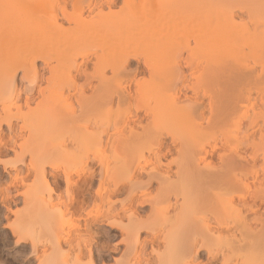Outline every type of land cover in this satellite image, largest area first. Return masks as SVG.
<instances>
[{"label":"rangeland","instance_id":"rangeland-1","mask_svg":"<svg viewBox=\"0 0 264 264\" xmlns=\"http://www.w3.org/2000/svg\"><path fill=\"white\" fill-rule=\"evenodd\" d=\"M35 1L36 0L31 1V3L29 1L28 4L24 6L23 1L21 2V0H0V37H2L3 39L4 37L5 38L7 37V40L10 39V37L11 39L12 38L15 39L14 37H12L15 34L17 35L15 36L16 38L18 36L21 38V41H20L19 40L20 38L18 37L19 39H17L18 40L17 43L18 42L19 43L16 44V48L13 47L14 45L9 47L8 45L9 42H7V45H6L10 49L12 47L15 48L17 50V51L14 50L16 54L11 52L12 49L11 50L7 49L8 47L4 46L5 44L1 42L2 38H0V120L3 119L2 121H0V141L7 143V146H8L7 147L6 145L4 146L0 144V148H1L0 149V264H264V232H262L263 230L258 231L259 229H261V226H262L260 223L262 222V220L264 221V203H262L263 201L258 200L259 208H257V211L255 212H257V214L259 215H257L256 213L255 214L257 218L259 217L260 218L258 222L256 221L257 225L254 224L255 221L254 222H252L253 220L251 221L253 228L247 227L246 224L250 223V220L252 219L251 217L255 216V214L252 215L251 214L252 212L245 214L246 212L244 211L245 218L243 219V222H242V227H244V229L241 228L240 230H238V232L239 233L241 232L242 235L241 234L240 236H238L239 234L236 235L237 232H235V229H233V227H231L232 230L230 228L228 229V227L227 229L226 227H224L221 233L214 232L213 234H211V237L213 236L211 239L216 240L218 239V237H220V239L223 240L224 245H223V242H216L217 244L215 242H211L212 244L207 245L206 248L204 247L198 248L197 243L192 245L190 241L188 240L191 237L190 238H187V237L192 236V238H195V237L198 238L200 235L199 233L200 225L198 224L199 228H197L198 231L196 232L197 230L195 228L197 227L196 225L194 227V229L196 230L192 231L189 228V225L188 227H186L187 224H183L182 222H180V225H179L176 220L177 215H178L177 214L178 208H180L179 207L180 205H183L181 203L183 202L184 199H186L184 194L175 186L174 188L175 191L176 190L178 191H176V193L173 192V194L170 195V198H168V200L166 199V200L160 201L159 203H156L157 205L156 207H154L153 205H151L150 202L151 201L153 202L154 197L157 194L156 193L157 185L156 183H154V184H151V186L150 184L147 186L146 185L144 186V182H142L143 180L141 181V179L145 177V172L144 171L141 172L143 175V176L141 175L142 176L141 178L139 177L140 174H138V172L141 171L140 168L142 166L147 167V169L151 168L150 167L151 164H149L150 162L147 163V161L142 160L140 163H137V161H135L134 163H131L126 166L122 164L124 160L123 157L125 156V154H129L130 151L133 153L134 152L137 153L135 158H137L140 153L147 155V156L150 155L151 158H154L155 154L160 153L162 151V147L160 146L158 147L156 144H154L156 142L155 140H154L155 141L154 143L153 142L151 143V141H153L154 138L156 139L157 137H159L160 134L162 136L160 138L162 139H165V140L171 139L169 140V143L175 138L174 139L175 141H173L169 145L173 152L171 151L172 154L171 155L169 154L167 156V159H170V158L172 159V157L174 158L177 155L176 153L177 149L179 150V148L181 147V144L186 142L188 139L190 140L191 137L189 136V134L192 132V130L196 131V134L198 133L199 135L200 133L202 135L204 131V134L206 133L208 134V135L206 134L205 136L203 134L204 138H206V136L210 138L211 136L213 137L212 139H215L216 136H214L215 134L213 132L214 129H211L212 131L209 130L210 126L209 127L206 126V122L205 123L203 122L205 121V118L209 117L207 115H210L208 113L207 107L206 106L203 107L205 108L203 110V113L205 114H203V117L201 116L202 118H204L202 119V123H199L201 122V120L198 121L197 117L192 118V117L187 116L185 118H188V119L190 118L189 120L182 118V119H179V121H175V122L170 121L174 118V116H172L173 118L168 117V120H169L168 122L166 123L163 121L160 122L157 125L156 129L152 127L153 131L156 130L157 131L156 133L159 132L158 136L155 133L153 134V132L150 131L152 130V128L149 127L146 135L151 133L153 137L150 134L149 137L146 136L147 139L142 138L141 141L143 142L137 141L135 143H129L127 144V146L126 145L124 146L122 145V147L121 145L119 146V143H117L118 141L115 138L117 137L122 138V136L123 135L125 136L126 132H130V130H128L129 128L128 129L126 128V124L122 125L121 127L119 125L115 128L113 127V125L114 123H116L115 121L118 120L117 119L118 117H122L118 115L123 114L124 112H125L124 115L126 117L124 115L123 116L127 120L133 117L134 114L132 116L131 114H132V111H134L136 107L131 105V103L134 100H135L134 102H136L137 99L135 98L132 102H129L130 105L129 103H127L129 107L131 106L130 108L126 106L127 104L126 105L121 104V106L116 105L117 104L116 97L118 95L116 96L115 93L118 94V92H122V90L120 86L118 89V85L116 86L114 84H111L114 86L109 85L110 88L106 89V94H104L105 96L102 95L104 99L106 98L110 99L109 97H111V95L114 94V97L113 95L112 97L116 99L114 100L111 97L112 102L114 101L113 103L112 102L110 103L111 107L110 108L106 107L108 106L107 102H104L106 106H103V108L100 109V106L103 105V102L102 104L100 103L101 105L99 104L102 97L98 96L99 100L96 99L97 97L95 99L97 100L96 102L99 101L98 102V104L100 105L99 110L97 108L94 109L95 105L94 106L92 105L94 108L93 107H90V108H93L95 111L91 109H90L91 111H88L87 110L88 107L87 108L85 107V105L87 106V103L85 104L87 99H85L84 96L89 95V94L91 95L93 91V89L91 90V88H93V86L94 87L96 86V88H98V79L96 77L95 79L94 77L91 78L90 82L87 83L86 85L84 84V87H83L84 90L83 88L80 90L84 94L81 96L84 98L85 105L82 104L83 107L80 103L81 97L79 96V94L81 93L79 92L78 88H74L76 87L75 85H77V83L82 81L81 80L82 78L78 76L79 75L78 72H77L78 75L76 74V72H74L75 70L73 71L74 74L72 73L73 76L76 77L75 79L76 82L74 81V77H71L74 81L73 83L72 81H70L71 79L70 77L69 78L65 77L66 79L65 78L63 80L59 79L58 81L53 80L54 82H52L51 80L50 82L49 80L47 81L46 80L47 76L51 75V73L48 70L49 67L55 66L54 68L53 67L52 68L53 70L55 69L56 71V67L60 68L61 66L62 67L66 66V64L68 63L67 58H59V61H55L57 60V58H55L56 55L60 54V52H58L59 51L58 49L60 47H64L65 45L64 46L62 45L65 42H67L65 41L66 31L70 30L72 27H76V25H78L77 27H79V25L81 26L83 24V20L81 18V21H80V18H79L78 19L79 21L77 20V22L75 23L76 25L73 24V22L70 23V22H66L65 20H63V22L60 21L62 25L61 23H59L60 24L59 25L58 24L59 21L57 22L56 20H54L57 22L56 25L58 24L56 26L55 22L53 21V18L56 16L55 18H58L57 20H59V16H57V13L59 14L60 12L61 14L60 6L58 4L57 6L55 4L49 5L50 3L49 4L47 3L48 5L46 4L45 6H42L44 3L41 4L38 0H37L38 3ZM72 1L74 2L75 0H68V4L65 7V9L67 11L69 10V12L74 10L72 8H75L76 10L77 6H79L77 5L79 3L76 2L75 7H73L74 4L72 6V3H73ZM81 1H84V0H81ZM173 1H176V0H173ZM198 1H200V3H198ZM198 1L197 0H194V1L185 0V2L184 0H181L179 2L176 1L178 2L177 4L176 2H174L173 6L169 7V8L173 7L174 9H177L175 10L177 12V11H180L178 10L179 7L181 8L182 6H184L185 8V5L189 3L191 4L189 6H192V4H194L195 2V4L193 5L194 7L192 8V11L193 10L196 11L195 8L197 7L198 4L200 5V6L198 5L199 10L196 11L195 18L193 16L195 11H193L192 16H193L194 21L189 20V23H187L188 19L182 20V21H185L186 24H189L190 29L189 27H187L188 25H184L185 24L184 22H183L184 28L182 29L183 27L181 25L182 22H179L177 23L178 25L177 24L175 25V27L169 26L168 28L169 32H171L170 29H172L173 27L174 29H177L178 31L180 30L181 32L180 35L183 34L184 37L186 35H191V34L197 35V32L201 33L203 27H204V31L207 28V26L205 27V21L207 19H209L207 23L210 24L213 18L215 17L214 14L218 12V10H220V12L221 11L226 12V7L228 6L230 7V5H232L230 4L231 2H229V0H223V1L219 0L221 2L217 0L218 3H214L212 2L213 1L212 0L211 5H208L210 1L208 2L207 0H206L207 2H202V0H198ZM252 1L256 2L257 4L254 3L250 5L249 3L248 5V3L241 2L239 0L238 1L239 3L237 5L236 4L237 1H236L235 2L236 5L233 7L235 9L234 11H235L236 17H233V19L234 18L235 19L231 21L232 22L236 21V23L234 22L235 27H236V24H238L237 22L242 23L243 20L244 21L247 20L246 25L243 23V25L247 27V29L243 27V30L245 31L246 34L245 33L242 34L240 27L238 31L240 30L241 32L236 33L234 31L236 35L237 34L239 35L241 33V35H239V36H242L241 39L239 38L238 35L236 38H238V41L240 39L241 41L240 44H243L244 47L242 48H243L244 53L246 54L245 55L246 60L244 59L245 62L243 63L244 65L241 62L242 60L237 64L238 65L237 67H239V69H243V71L239 70L242 73L241 78L245 77L249 73L248 67H251L252 69L256 70V73H254L253 77L255 76L257 77L258 75V77H260L261 79V81H259L260 79L257 78L259 82L256 83L257 84L256 87H258L256 88V90H255L256 80L254 78L255 81L251 80V84L253 83L251 87L252 89L250 90V87L245 88V90L242 89L241 92H238V94L240 93V95H238L237 97V98H240L238 99V102L239 101L242 102V99H241L242 97L244 101L245 96L247 98L249 96L248 100L246 98V100L244 101L246 103L243 104V102L242 103L239 102V106H241L240 108L241 111L243 108L242 106L246 105L245 106L246 108H243V113L241 111L240 112L242 113L243 117H246L247 119L242 118V115L239 114L241 115V118L243 120L242 122L241 118H239L241 120L240 121V124L242 126L241 128L245 130L246 125H247L246 123L249 121V118L252 119L253 115L257 116L256 121H255L256 122L255 128H252V129L250 128L251 130L249 129V133L246 135L249 139L253 141L254 146L253 145L245 146L244 145L245 143L242 144L245 147L240 146L241 148L244 149V152L248 156L252 154L255 156V163H254L255 167L249 166L251 164L247 165L248 166L247 169L244 168V170H242L241 174L243 175V178L240 182L236 181L234 185L233 184L232 185L229 184L226 186L224 185L225 188L230 186L229 188H227L229 190H233V188L234 190H236V188H238V185H240L241 182L243 183L244 181H246V184H249V185L256 182L258 186L257 178L259 177L260 179L258 180H261V177H264V170H262V167H264V117L263 118L261 117L264 114V93H263L264 91L263 90L264 88V46H263L264 45V2L263 1L264 0L262 2H259L258 0H252ZM32 2H35L36 4ZM120 2L121 0H119L117 5L112 6L111 10H108L107 8L108 11L105 12L106 15H104L105 16V18H103L104 20L102 18H101L102 21L100 20L101 23L107 22L106 24H108L110 20L116 21V19H118L117 21H119V19L123 17V15H121L122 17H119L121 13L120 12V8H121ZM249 2L251 1L249 0ZM24 3H27V2H24ZM39 3H40V6L43 7V9L42 7L38 6ZM205 3H208V4L205 5ZM207 5L211 7L212 5H215L212 8H210V10L207 8L208 11L211 12V14H213V12L215 11L213 14L214 17H209V16H212V15H209L210 12H204V10L207 11L206 10ZM189 6H186V8ZM230 8L232 9V7ZM238 8H241L242 10ZM87 9L88 10L84 12L85 14L89 13L91 10V8H87ZM144 9L146 10V8ZM222 9H225V11ZM140 10H141L140 8L136 10L138 15L141 12H143V9L141 11ZM247 10L249 11L250 16L252 17V19L250 20L248 18L249 13L247 14ZM121 11L123 12V9ZM220 12L216 13V17H217V14H219ZM206 13H208L209 16H207ZM89 14H86V16L87 15L88 16L85 19L88 20L92 17V15L90 16ZM142 14H144V12ZM49 19L53 22L49 21L50 22L49 23L48 22ZM107 19L109 21H106ZM26 23L27 24L31 23V24L27 25ZM33 24L34 26H31ZM96 24L97 23H95V25ZM225 24L226 26L231 27V24L230 25H228L229 23L228 24L225 23ZM52 25H53V29H52ZM28 27H31L32 29L36 27L35 30H33L35 31L36 38L37 36H39L38 37L39 40L42 37H43L42 39L46 38L45 39L46 42H45V45H43V48L38 51L39 58H37V55H33L31 56L30 60L28 58L29 61L27 62L26 59H23L24 57H22L21 51L24 50L27 44L29 43L27 42L26 44V41L29 38H27L25 42L22 41L24 40V37L28 35L26 34L24 36L23 30L26 33L32 30L31 28H28ZM54 27L56 28L55 29L56 31H54L56 33L52 34L53 36L51 35L52 37L50 39L49 33L50 32L52 33V31L54 30ZM232 27L234 28L233 24H232ZM24 28H26V30ZM163 28L165 29L166 27H163ZM163 28L162 30H164ZM187 28H188V31L184 32V29L186 30ZM198 28H200L201 31ZM174 29L172 30L174 31ZM194 29H195V32H193ZM59 30L61 32H59ZM97 30H99V28ZM97 30H95L94 34H92L93 40L91 39L92 42L88 43L89 45L84 46V47H82L81 45H77L76 47L73 48V50H71L72 53H79L81 52V50L84 51L86 49H89V51L85 55H82V57L79 56L77 57V59L79 61H82V62H79V64L83 63V61L84 63L88 61L86 64H84V66L85 65L87 66V67L85 66L86 67L85 69H88L89 71H91V72H88V71L87 72L91 73L92 75H95L98 72L97 65L94 64V62L96 63V61L94 60L98 59L99 61V59H101L103 54H102L101 49L98 48L97 46L95 48H93L94 46L93 47H90V46H92L93 44L98 45V43H95V42L101 38L100 36L102 37L109 36L106 33L107 31L97 32ZM234 30H236V28ZM8 31H10L11 33L10 32L8 33ZM158 31H156L157 32L156 35L160 36V32L162 33V31H160V27ZM168 31L167 32L165 31L164 32L165 34L162 33L164 34L162 38L169 34ZM21 32L23 33L22 35L24 36L23 39H22V35H20ZM113 32L115 34L117 33V31L116 32L110 31L112 35H113ZM234 32L232 33L233 35H235ZM104 34H106V36H104ZM117 34L114 36L119 37L120 33H117ZM156 35L154 31L153 36L156 37ZM183 35L180 38H183ZM33 36L34 34L32 35V37ZM124 36L125 35H122V37ZM133 36H134V39H136L135 35ZM133 36L129 35V37L131 38ZM127 37L126 39L128 40H126L125 38H121V40L125 39L126 41H130L131 38L129 39V37L128 38ZM190 37L192 38L193 36H190ZM196 37L199 38L200 34L199 36H196ZM205 37H206L205 41H207V36ZM169 38H172V37H169ZM191 38H189L190 42L188 41L187 43L189 44L188 48L187 46H185L184 48L182 45H180L181 48L180 47L179 48L181 52L179 49L177 50L178 45H176L173 47H169L170 50L174 48L175 51L168 50V51H165V56L163 55L164 57L157 56L154 58V59H157V58L159 59L157 61L154 60L153 63L151 64V66L154 67L153 70H160L159 72L160 73L162 72L161 74H163V71L164 73L166 72L165 74H163L164 76L161 75L158 81L155 80L156 81L155 82L152 80L153 82H149L150 78L148 76L150 74L149 72L150 70L148 71L147 67H144L143 73H138V74L133 75L130 78V80H128V83H130V81L132 80L131 81L132 84L131 83L130 84L133 87V90L135 86L137 88V84H138L137 82H139V80L140 82H142V80L147 81L146 83L148 84H146L145 82H142L141 84L143 85L146 84L148 88H150L148 89L146 85H144L145 86L144 89L145 90L148 89V92L153 89L161 91L162 88H164L162 90H168L172 87V89H170L171 92L168 91L167 93L164 91V93L170 95V93H172L175 87L179 89L185 87L183 89L184 90L187 89L185 90L186 92L184 94L182 92V96H184L185 98L183 97V99H181L182 98L181 95L179 96L178 94L179 97L176 95L177 96L176 98L181 99V100L180 99H177V100L183 101L182 102L183 105H186V103L188 105V102L190 104L191 101L192 103H195V101L197 102V100L199 101V104H201L202 102H203V105L208 104L207 102H208L209 97H207L206 95L207 94L206 90L204 91L203 89L204 88L206 89V86L209 87L208 83L210 82V79L207 78L209 82L208 83L205 82L207 79H205L203 75L205 74V72L207 74L208 72L206 71L207 69L210 70V73L212 72L211 69L213 70V60L210 62L211 59L208 60V58L206 57L205 61H203L204 58L202 59V55L204 53L200 52L199 50L200 48L201 50L204 48V52L205 51L208 52L209 50L206 47L210 45L209 47H212L213 49L216 48L217 51L215 52L219 53L220 50H218V48L222 49V48H226V47L228 48L229 46H231L232 52H233L235 49L233 50L234 47H232L230 43L234 41L233 39L236 40V38L234 37L233 39L229 38L230 41L232 40L230 42L229 40H226L227 36H225V39H223L224 37H222V39L220 40H216L213 38V41L211 40V38L208 37V39H210L209 41H212V42L210 43L206 42L207 45L204 42V40L202 41L201 37L199 38L198 42ZM202 38L204 39V36ZM47 39H50V41H48ZM166 39L168 41H173L175 38L173 37L171 40H169L168 37H166ZM166 39L163 38L161 40L167 41ZM131 40L133 41V39ZM15 41L14 43H16ZM32 41H30V43ZM238 41H235L237 42L235 44L233 43L236 47V51H235L236 53H237V50H239V47L237 45L239 44ZM30 43H29V46L31 45ZM251 45L252 47L253 46L254 47L252 48ZM142 46H141L142 51L141 50L139 51L142 53V55L139 54V52H138L139 54L138 55L137 51H135L139 57L137 55L136 56L140 61H142V59H144L143 54L146 55L145 57L146 59L144 60H147L149 63V59H152V58H149V57L147 58V55L148 54L152 55V50H147L146 47H142ZM189 47L190 49H192L190 53L193 52V50H195L194 52L198 51L196 54L192 53V55L193 54L197 55L198 58L202 59V62H201L200 61L201 59L197 58L198 59L197 60L195 58L196 59L195 61H200L202 66L201 64H199V62H196V65H193L192 69L185 68L186 66H184L185 62L183 60L184 59L186 60L187 58L189 59V57L191 59L194 58V56L192 57L189 55L190 54L188 50ZM169 48H166V50ZM5 49H6V52L7 51L9 52L10 50V52L12 53V55L9 56L10 59L8 58L10 62L7 61V58L4 59L5 56H8V54L5 55L6 53ZM241 49L239 51H241ZM160 51H163V50H159L158 52ZM212 51L213 50H211V52ZM225 51H223L222 49V52H225ZM22 52H23V55L26 54L24 51ZM168 52L169 54L170 52L174 53V55L176 54L175 60L180 62L179 64L181 65V67L184 66L181 69L182 71L179 69L182 73L186 71L185 75L183 74V77L181 76L182 73L179 70L178 72H175L176 76H173L175 75V73L172 72V70L176 68L175 66L178 64V62L176 64L175 62L173 63V61L171 62L173 64L172 66L175 67V68H172V70L170 68L167 69L165 67V65L167 66L165 62L170 60L169 58L171 57V55L169 56ZM177 53H179L180 55H178ZM221 53H219V55H221ZM158 54L160 53H157V55ZM233 54H231V56ZM216 55L217 53L215 54V56ZM48 56L49 57L53 56L54 59L53 60L49 59L48 61H46L48 59L47 58L46 60H44V57H48ZM166 56H169V58L167 59ZM179 56L181 59L178 58ZM205 56L206 55H203V57ZM215 56H213V58ZM177 58L179 60H177ZM219 59L221 62V61H224L226 58H223L224 60L222 58H219ZM5 60L8 62V64H3L2 61H5ZM117 60H119L120 64L117 62L119 65L117 64L118 66L116 65L117 66L116 68L119 70L120 68L123 69L124 64L122 66L120 59L118 58ZM33 61H34V64H32L31 66V63ZM214 61L218 62L217 59L216 60L214 59ZM167 63L170 64L169 62ZM207 63L208 65L210 64L212 67L208 66ZM203 64L204 65L206 64L207 66H204ZM135 65H136L135 61H132L131 63H129V65L125 66L126 71L127 70L132 71L133 68L135 69ZM84 66L82 65L83 68ZM172 66L170 65L169 67H172ZM31 67H34V68L32 69ZM202 67L203 68L206 67L204 68L205 71L204 69H202ZM207 67H210V69ZM230 67L228 68L229 70H231ZM237 67L235 66L234 68H236L237 70L238 69ZM108 68L109 67L105 68V76L111 77L113 74L112 73L113 69H110V68L108 69ZM177 68H180V67L178 66ZM185 69H188V70H185ZM245 69H247L248 73L245 71ZM216 71H219V70H216ZM92 72H94L95 74H93ZM159 72L156 71V73H159ZM215 73L217 74V72ZM213 74L211 73V75L208 74L207 76H210V78H212ZM250 74H248L246 78H249L251 76ZM35 75H37V77H35ZM201 75H202V78L200 79L202 80L204 78L205 80H202V81H204L205 83H201V82L200 83L202 85L207 83V85L204 88L201 86V84H200V87L198 86V88H201V87L203 88V89L201 88L202 89L201 92L200 90L192 91L193 90L191 89L192 86H194L197 83L196 80L197 78H199L198 76H201ZM96 76L98 77V74H96ZM242 80H245V78H243ZM248 80H250V78ZM134 82L135 84L137 83L135 86H134ZM141 84L139 83L138 85L142 86ZM196 85H199V84L197 83ZM116 87H117V91H116ZM211 87L213 86L211 85ZM158 88L159 89L161 88V89L159 90ZM208 89H210V87ZM184 90H181V91H184ZM203 91L204 93L205 92L206 93L204 94ZM150 92L149 93L152 94L153 91H150ZM164 93H163V96H164ZM248 93L250 94L246 95ZM65 94L66 95L68 94L70 97L68 99L64 98ZM150 94H147L144 91L143 98L146 97L148 99V95L149 97H151ZM61 95L63 96L60 98ZM135 95H137V93H135ZM168 95L167 97L164 96L165 99L162 101L167 102L169 99L171 100L173 99L171 96H168ZM137 97L140 98L139 94L137 95ZM201 97L202 99L200 100ZM251 98L253 101L250 102ZM154 100L155 99L152 96L151 101H150V98L148 101H150L151 103L154 102L155 103L154 105H156L158 101L157 100L154 101ZM174 100L177 101L175 98ZM89 101L90 100H88V102ZM143 101L142 103H139L138 101L136 103L138 105L142 104L143 106L144 105ZM162 101H160L161 105L162 106L164 105V106L162 107L161 105H158L161 110L162 108L164 109V107L165 109L166 108L172 109L171 106L168 107L167 105H165L167 103L164 102L165 103L164 104ZM56 102H59L60 104ZM150 102H148L149 105H150ZM54 103H56V105H54ZM88 104L90 105V103ZM132 106L135 108H132ZM140 107H139V110H137L138 114L136 118H142L143 122H145L146 121L145 118L147 116L145 117L143 116L145 115L143 114L144 113L143 111L145 110ZM84 108H86V110ZM143 108H147V107L143 106ZM153 108H156V107L154 106ZM81 111L82 112L87 111V112L82 113ZM162 111H161L160 116L162 115L161 119L165 120L170 113L164 115L165 113L162 114L164 112ZM168 111H166V113ZM80 114L81 116L84 114L82 117H84L85 119L88 118V121L86 119L84 122L85 124L83 123V125L81 124V126L79 127L77 126L74 128L72 127L73 125L72 126L66 125L63 127L58 126L56 129L54 127L52 128L51 126L52 123L54 126V121L56 119H59L60 117L69 116L68 119H70L71 117L82 118ZM163 115L166 116V118ZM156 117H159V115ZM230 118L228 117L225 118L227 119L226 122H229L228 125H230L231 123ZM146 119H148V117ZM199 119H200V115H199ZM233 119H235V117ZM236 119H238V116L236 117ZM100 120L101 121L103 120V121L101 122ZM97 121H100V122H97ZM96 122H97V125H96ZM194 122H196L197 124ZM193 123H194V126H192ZM203 123L205 124L206 129L204 128L205 126H203L204 125ZM233 124H235V121L234 123L230 125L228 130H227L228 128L227 126H226L227 128L226 129L224 128L225 130L223 129V131L220 129L221 132H217L218 134L216 133V135L218 136L217 139L224 138L223 135L225 137L229 136L231 138L232 136H234V138H237L238 135L240 137L242 133L243 135L245 134L244 132H242L243 129L239 128L240 131L235 129V125L233 126ZM198 127L201 128L202 130H200ZM103 129H105L106 131L102 132ZM135 129H136L135 132H137L138 129L140 128L137 129V127H134L133 131ZM217 131H219V129ZM225 131L227 132L225 133ZM252 133L254 136L252 135ZM234 134L235 135L237 134V137ZM126 135H129V133ZM246 136L243 139L241 137L240 138L238 137L237 139L245 142L244 139L246 138ZM171 137H173V139ZM185 138H186V141L184 140ZM148 139H150V142ZM146 140L147 142H145ZM228 147H229V144L221 143L220 147L218 146L214 148L215 151L214 149L213 151L215 153H218V152L226 153L227 151L229 152L231 150L230 148L231 146L229 147V149ZM207 148L210 149V147L208 146ZM167 159L161 158V162L165 164L167 162L166 161ZM212 161H213V164H216V166L219 165V160L217 158L215 159L214 157ZM176 167L177 166L175 164L170 165L169 170H171V173L176 171ZM42 171H43V174H42ZM91 172L94 173L93 174L94 176L93 175L90 176L92 174ZM86 174L87 176L89 175L88 176L89 178L85 177ZM110 174H112L111 175L112 179L109 176ZM67 175L70 180L69 184L65 179L66 178L65 176ZM115 181L118 182V188H119L118 193L111 194L110 202L103 203L101 199L99 198V195L96 192L100 190L99 191L100 194L103 197H105L107 195L106 192L108 189V185L111 186L113 182ZM178 182L180 185L181 184L180 181ZM261 182L262 183L260 187H264V180L263 181L261 180ZM106 183L108 184L107 186H105ZM243 185L244 183L241 186ZM78 187L81 189L82 192L79 189H77ZM100 187L101 189H99ZM241 189H243V187ZM127 190L131 191L130 197L127 196ZM214 196L215 195H212V197ZM233 196H235V194ZM82 198H83V201H82ZM233 198H234L235 203L241 202L240 198L236 196ZM244 198L247 201L250 200L248 193L247 195L244 196ZM67 210H70V212ZM109 212L112 213L110 214V216L107 215ZM132 212H134L133 215L134 214L136 215V213L140 214V216L139 215L138 216L139 218L142 217V219H144V221L142 219L141 221L147 224V226L145 227L147 229L141 228L138 231L137 230L127 231V229L126 230L125 228L123 229V227L126 226L130 221L132 220L134 221V218L131 220L129 218L130 217L129 215L132 216ZM229 220L232 221L231 219ZM181 224H183V226H181ZM197 233L199 234L197 235ZM214 237H216V239ZM223 237L225 239H223ZM238 237L241 238L239 239V241H237L239 245L236 242V239H238ZM185 240L188 241L187 246L182 244L184 243ZM218 243H221V244L219 245Z\"/></svg>","mask_w":264,"mask_h":264},{"label":"bare ground","instance_id":"bare-ground-1","mask_svg":"<svg viewBox=\"0 0 264 264\" xmlns=\"http://www.w3.org/2000/svg\"><path fill=\"white\" fill-rule=\"evenodd\" d=\"M23 1V4H24V6L26 5V4H28V2L30 1V3H31V1H34V0H21V2ZM41 4H43L42 6H45L47 3L49 4V5H51V4H55L56 6H57V4L60 6V11H61V14H60V12H59V14L57 13V16H59V20H57L58 18H53V21L54 20H56L57 22H58V24L59 23H61V22H63V20H65L66 22H73V24H75L76 22H77V20L80 18V21H81V18H82V20H83V24L80 26L79 25V27H77L78 25H76V27H72L70 30H68V31H66V40L65 41H67V42H65L62 46H64V47H60L58 50V52H60V54L58 55L57 53V55H56V57L55 58H57V60H55V61H59V58H67L68 59V63L66 64V66H61L60 68H57L56 67V71H55V69L53 70V68L55 67H53V66H51V67H49L48 68V70H49V72L51 73V75L50 76H47V78H46V80L48 81L49 80V82H50V80L52 81V82H54L53 80H59V79H61V80H63L65 77L66 78H71V77H74L73 76V74H74V72H76V74H77V72H78V76L79 77H81L80 79L82 80L81 82H79V83H77V85H75L76 87H74V88H78L79 89V92L81 93V94H79V96L81 97L82 95H84L83 94V92H81L80 90L84 87V84L86 85L87 83H89L90 82V79L91 78H93L94 77V79H95V77L98 79V88H96V86L94 87L93 86V88H91V90L93 89V91H92V93H91V95L89 94V95H85L84 97H85V99H87V101L85 102V104L87 103V106L84 104V98L83 97H81L80 98V103H81V105L82 104H84L85 105V107L87 108V110L88 111H91V110H94V109H98L99 110V106L102 104V102H103V105H101L100 106V109H102L103 108V106H106L105 105V103L104 102H107V105L108 106H106V107H108V108H110L111 107V102H112V99H111V97H112V95H113V97H114V94H112L111 95V97H109L110 99H104L103 98V96H105L104 94H106V89H109L110 88V86L109 85H111V84H114V85H118V89H119V86H120V88H121V90H122V92H118V94L117 93H115L116 94V105H118V106H121V104H124V105H126L127 103H129V102H132L135 98L137 99L136 100V102L138 101L139 103H142V101L146 98H143V94H144V91L147 93V94H150L151 92L150 91H153L152 92V94H150L151 95V97L153 96L154 97V99L155 100H157L156 102V105H154L155 103L154 102H150L151 101V97H149V95H148V99L146 98L144 101H143V106L144 107H147V108H143V106H142V104L140 105H138L136 102H134V104H133V102L131 103V105H133V106H135V107H133L132 106V108H135L134 109V111H132V114H131V116L133 115V117H131L130 119H126L125 117V112L123 113V114H120V115H118V116H122V117H118L117 119L118 120H116L115 122L116 123H114V125H113V127L115 128V127H117V126H119L120 125V127L122 126V125H125L126 124V128L128 129V130H130V132H126V134H128L129 133V135H126L125 134V136L123 137L122 136V138H115L118 142L117 143H119V146L121 145V147H122V145L124 146V145H126L127 146V144H129V143H135V142H143V141H141L142 140V138H145V139H147V137H149V135L151 134V133H149L148 135H146L147 134V130H148V128L150 127V128H152V127H154L155 129L157 128V125L160 123V122H168L169 120H168V117H172V116H174V118H175V120H174V118L172 119V120H170V121H173V122H175V121H179V119H182V118H184V119H188V118H185V117H192V118H198V121L199 120H201V122H199V123H202V119H204V118H202L203 117V114H205V113H203V110L205 109V108H203V107H207V109H208V113L210 114V115H207V116H209V117H207V118H205V121H203L204 123L206 122V126H210L209 128V130H211V129H214L213 130V132L215 133L214 134V136H216L215 137V139H212L213 137H211L210 136V138H211V140H210V138H208L207 136H206V138L208 139H206V138H204V136L207 134H204V131H203V134H204V136H203V134L201 135V133H200V135L197 133L196 134V131H194V130H192V132L189 134V136L191 137L190 138V140L188 139L187 141H186V138L184 139L186 142H184V143H186V144H184V143H182L181 144V147L179 148V150L180 149H182V150H178L177 149V155L173 158L172 157V159L170 158V159H167V156L170 154H172L171 153V147L169 146L170 145V143H172L173 141H175L174 139H173V137H171L173 140L169 143V140H171V139H167V140H165V139H162V138H160V137H162L161 136V134L159 135V137H157L156 139L154 138L153 139V141H151V143L153 142H155L154 144H156L158 147L160 146V147H162V151L160 152V153H157V154H155L154 156V158H151V156L150 155H144V154H142V153H140L139 155H138V157L137 158H135V156H136V154L137 153H133V152H129V154H125V156L123 157V163L122 164H124V166H126V165H129V164H131V163H134L135 161H137V163H140L142 160H144V161H147V163H149V164H151L150 165V167L151 168H148L147 169V167H144V166H142L141 168H140V170L141 171H139L138 172V174H140L139 175V177L141 178L143 175H142V171H144L145 172V177H143V179H141V181L142 182H144V186L146 185H149L150 184V186H151V184H154V183H156V185H157V187H156V195H155V197H154V200H153V202L151 201L150 203H151V205H153L154 207H156V203H159L160 201H163V200H168V198H170V195L171 194H173V192L174 193H176V191H178V190H176L175 191V186L184 194V196H185V198L186 199H184L183 200V202L181 203V204H183V205H180L179 207L180 208H178V212H177V218H176V220H177V222H178V224L180 225V222H182L183 224H187V226L186 227H188V225H189V228L192 230V231H194V230H196L197 228H199L198 227V224L200 225V231H199V233H200V235H199V237L198 238H192V236H189V237H187V238H190V239H188L189 241H190V243L193 245V244H196L197 243V247L198 248H206V246L207 245H210V244H212L211 242H223V240L222 239H220V237H218V239H216V237H214L216 240H213V239H211L212 237H211V234H213L214 232H218V233H221V231H223V228L224 227H226V229H227V227H228V229L230 228L231 229V227H233V229H235V232H237L236 233V235H238V236H240V234H241V232L239 233L238 232V230H240L241 228L242 229H244V227H242V222H243V219L245 218V214H247V213H250V212H252L251 214L253 215V214H257V212H255V211H257V208H259L258 206V200H261V201H263L262 203H264V187H260L261 186V180L263 181L264 180V177H261V180H258V179H260L259 177L257 178V177H255V178H257V183H258V186H257V184H256V182L255 183H253V184H246V181H244L243 183H244V185L243 186H241L243 183L241 182V184L240 185H238V188H236V190H234V188H233V190H229V189H227V188H229V187H227V188H225L224 187V185L226 186V185H234L235 184V182L237 181V182H240L241 180H242V178H243V175L241 174L242 173V170H244V168L245 169H247V165H249V164H251V165H249V166H252V167H255L254 166V163H255V156L252 154V155H247L245 152H244V149L243 148H241L243 145V143H245L244 145L246 146V145H253V141L251 140V139H249L246 135L249 133V129L251 128H255V121H256V117L257 116H254L253 115V117H252V119L251 118H249V116H248V118H249V121L246 123L247 125H246V129L244 130L243 128H241L242 126H241V124H240V121L242 120V118H246V117H243V115H242V113H243V108H246L243 104L244 103H246V102H244L245 100H246V96H245V100L243 101V97L242 96H240V97H242L241 99H242V102H243V104H241V105H243L242 107V111L240 110V108H241V106H239V102H238V99H240V98H237L238 97V95H240V93L238 94V92H241V90L242 89H244L245 90V88H247V87H250V90L252 89L251 87H252V85H253V83L251 84V80H254V78H255V80H256V82H255V90H256V88H258V87H256V83H258L259 81H261V79H260V77H258V75H257V77L255 76V77H253L254 76V73H256V70L255 69H252L251 67H246L247 69H248V71H249V73H248V71H247V69H245V71L248 73V74H250L249 76V78H250V80H248L249 78H246V76H248V74L245 76V77H243V78H245V80H242L243 78H241L242 77V73H241V71H239V70H242L243 71V69H239V67H237L238 65V63L241 61L242 62V64L245 62L244 61V59H245V53H244V51H243V48L242 47H244L243 46V44H240V39H241V37L242 36H239V35H241V33L238 35L239 36V41H238V38H236L237 37V35H236V33L238 32H241L242 31V34L243 33H245V31L243 30V27L245 28V29H247V27H245V25H246V21H244L243 20V22L242 23H240V22H237L238 24H239V26H238V24H236V27H235V23H236V21H234V22H232L234 19H233V17H236L235 16V9L233 8L236 4L238 5V1L239 0H234L235 2H236V4H235V2L232 0V1H230L229 0V2H231L230 4H232V5H230V7H232V9L228 6V7H226V12H220V10H218V12H220L219 14H217V17H216V13H218V12H216L215 14H214V12H213V14L215 15V17H214V15L213 14H211V12L210 11H208V9L210 10V8H212L213 6H215V5H212V7L211 6H208V5H211L212 4V2H214V3H218V1L216 0H207L208 2H209V4L208 3H205V5L206 4H208L207 5V7H206V10L207 11H205L204 10V12H210V14L209 15H212V16H209L208 15V13H206L207 14V16H209V17H214L213 18V20L211 21V23L210 24H208L207 23V21H209V19H207L206 21H205V27L207 26V28L205 29V31H204V27L202 28V31H201V29L200 28H198L200 31H201V33H199V32H197V35L195 34V35H186L185 33V37H184V35L183 34H181L180 35V30L178 31L177 29H174L173 27H172V29H174V31L172 30V29H170V31L171 32H169L168 31V28H169V26H174L175 27V25L177 24V23H179V22H182V29L184 28V25H188L187 27H189V24H186V22L185 21H182V20H187L188 19V22L187 23H189V20H193V16H194V18H195V13H196V11H198L199 9V6L197 5V7L195 8L196 9V11L195 10H193V11H195L194 12V15H193V11H192V8L194 7L193 5L195 4V2H194V4H192V6H189V5H191L190 3L189 4H187V5H185V8H184V6H182L181 8L179 7L178 8V10H180V11H175V10H177V9H174L173 7V10H172V8H169V7H171V6H173V4H174V2H176V1H181V0H176V1H171V0H121V8H120V16L119 17H122L121 15H123V17L122 18H120L119 19V21H117L118 19H116V21H109L108 19L106 20V21H109V23L108 24H106L107 22H104V23H101L100 22V20L102 21V19L103 18H105V16L104 15H106L105 14V12L106 11H108V10H111V8H112V6H115V5H117V3L119 2V0H84V1H81V0H75L73 3H72V6H73V4H74V6L73 7H75V3L77 2V3H79V4H77V5H79V6H77V8H76V10H75V8H72V9H74V10H72L71 12H69V10L67 11L66 9H65V7H66V5L68 4V0H38ZM187 1V0H186ZM194 1V0H193ZM198 1V0H197ZM206 0H202V2H207ZM212 1V2H211ZM223 1V0H222ZM241 2H245V3H248V5H249V3H250V5H252V4H257L256 2H254V1H252V0H250L251 2H249V0H240ZM259 2H262L263 0H258ZM24 2H27V3H24ZM35 2H37V0L35 1ZM35 2H32V3H35ZM178 2H176V4L178 3ZM184 2H185V0H184ZM190 2V1H189ZM201 2V3H202ZM219 2H221V1H219ZM234 2V3H233ZM264 2V1H263ZM29 3V4H30ZM38 3V2H37ZM40 3L38 4V6L39 7H42V6H40ZM198 3H200V1H198ZM36 4V3H35ZM47 4V5H48ZM204 5V4H203ZM204 5V6H205ZM186 6H189V7H187L186 8ZM203 6V7H204ZM176 7V6H175ZM87 8H91V10H90V14L89 13H86V14H89L90 16L92 15V17L90 18V19H85L87 16H86V14L84 13V12H86L88 9ZM106 8V9H105ZM107 8H108V10H107ZM143 9V12H144V14H142L143 12H141L139 15H138V13L136 12V10L137 9ZM144 8H146V10L144 9ZM201 8V7H200ZM208 8V9H207ZM236 8V7H235ZM42 9H43V7H42ZM104 9H105V11H104ZM123 9V12H124V14H123V12L121 11ZM181 9H182V11H181ZM185 9V10H184ZM214 9V8H213ZM228 9V10H227ZM238 9H240V10H242L241 8H238ZM237 9V10H238ZM140 10V11H141ZM222 10H224L225 11V9H222ZM132 11V12H131ZM146 11V12H145ZM171 11V12H170ZM217 11V10H216ZM135 12V13H134ZM174 12H176V13H174ZM237 12V11H236ZM243 12V11H242ZM172 13H174V14H172ZM249 13V11L247 10V14ZM85 14V15H84ZM137 14V15H136ZM53 15V14H52ZM193 15V16H192ZM199 15V14H198ZM237 15V14H236ZM54 16V15H53ZM104 16V17H103ZM192 17V18H191ZM102 18V19H101ZM248 18H249V20L250 19H252V17L250 16V13L248 14ZM32 20V19H31ZM104 20V19H103ZM228 20V21H227ZM232 20V21H231ZM49 21H51L50 19L48 20V22ZM53 21H51V22H53ZM56 21H54L55 22V25H56ZM61 21V22H60ZM79 21V20H78ZM98 21V22H97ZM194 21V20H193ZM226 21V22H225ZM231 21V22H230ZM36 22V21H35ZM34 22V23H35ZM111 22H113V23H111ZM183 22L185 23L184 25H183ZM32 23V22H31ZM31 23H28V24H31ZM50 23V22H49ZM95 23H97L96 25H95ZM203 23V22H202ZM225 23H229L228 25H230L231 24V27L230 26H226V24H225V26H224V24ZM243 23L245 24V25H243ZM27 24V23H26ZM27 24V25H28ZM57 24V25H58ZM80 24V23H79ZM101 24V25H100ZM102 24H103V26H102ZM105 24V25H104ZM232 24H233V26H234V28L232 27ZM36 25V24H35ZM51 25V24H50ZM56 25V26H57ZM60 25V24H59ZM61 25H62V23H61ZM164 25V26H163ZM178 25V24H177ZM201 25V24H200ZM30 26V25H29ZM31 26H34V24L33 25H31ZM193 26V25H192ZM196 26V25H195ZM51 27V26H50ZM59 27V26H58ZM159 27H160V31H162V33H164L165 31L167 32H169V34H171L172 33V31H173V33L171 34V35H166L165 37H163L164 39H166V37H168V39L169 40H171L173 37L175 38L173 41H168L167 39V41H164V40H161V39H163L162 38V36H164V34H162L161 32H160V36H158V35H156V31H158L159 30ZM163 27H166L165 29L163 28ZM177 27V26H176ZM186 27V26H185ZM198 27H199V25H198ZM239 27H240V30L238 31V29H239ZM242 27V28H241ZM28 28H31V27H28ZM36 28V27H35ZM35 28H31L32 30L30 31V32H24V30H23V33L21 32L20 33V35H26V34H28L29 35V37H28V35L27 36H23L22 35V39H23V37H24V40H22V41H26L27 40V38H29L27 41H26V44H27V42H29L30 43V41H32V40H34V41H36V42H34V41H32L30 44V46H29V43L27 44V46H26V48L24 49V50H22V51H24L26 54H24L23 55V52L21 51V53H22V57H24L23 59H26L27 60V62L31 59V56H33V55H37V58H39L38 56H39V54H38V51L40 50V49H42L43 48V45H45V42H46V38H44V39H40L39 40V36H37V38H36V34H35V31H33V30H35ZM70 28V27H69ZM68 28V29H69ZM99 28V30H97ZM102 28V29H101ZM162 28L165 30H162ZM222 28V29H221ZM228 28V29H227ZM236 28V30H234ZM25 30H26V28H24ZM52 29H53V25H52ZM56 28L54 27V30L52 31V33L50 32L49 34H50V36H49V38L51 39V37L53 36L52 34H54V33H56V32H54V31H56L55 30ZM189 29H190V27H189ZM192 29V28H191ZM221 29V30H220ZM225 29V30H224ZM3 30V29H2ZM27 30H29V29H27ZM61 30V29H60ZM59 30V32H61ZM95 30H97V32H101V31H107L106 33L109 35V36H107V37H102V36H100L101 38L98 40V41H96L95 43H98V45H95V44H93L92 46H90V47H93V48H95L96 46L98 47V48H100L101 49V51H102V57H101V59H99V61H98V59L97 60H94V61H96V63L94 62V64L95 65H97V70H98V72L96 73V74H98V77L96 76V74L94 73V72H92L93 74H95V75H92L91 73H88V72H91V71H89L88 69H85L86 67L84 66V64H86V63H84V61H83V63H81V64H79V62H82V61H79L78 59H77V57H79V56H81L82 57V55H85L88 51H89V49H86V50H84V51H82L81 50V52H79V53H72L71 52V50H73V48L74 47H76L77 45H81L82 47H84V46H87V45H89L88 43H90V42H92L91 41V39H92V34H94V32H95ZM232 30V31H231ZM64 31V30H63ZM110 31H117V33H120V35H119V37L117 36V37H115L114 35H116L114 32H113V35L110 33ZM154 31H155V35H156V37L155 36H153L154 35ZM185 31H188V28L185 30L184 29V32ZM197 31V30H196ZM204 31V32H203ZM226 31V32H225ZM236 33H235V32ZM244 31V32H243ZM10 31H8V33H9ZM57 32H58V30H57ZM68 32V33H67ZM159 32V31H158ZM183 32V31H182ZM193 32H195V29L193 30ZM203 32V33H202ZM230 32V33H229ZM235 33V35H233L232 33ZM11 33V32H10ZM34 34V38L32 37V35ZM175 33V34H174ZM191 33V32H190ZM48 34V35H49ZM64 34V35H65ZM68 34V35H67ZM103 34V33H102ZM111 34V35H110ZM128 34V35H127ZM178 36H177V35ZM194 34V33H193ZM199 34H200V37H201V39H202V41L204 40V42L206 43H210V42H212L213 41V38L214 39H216V40H220V39H222V37H224L223 39H225V36H227V39L226 40H229L230 41V39L229 38H231V39H233V37L234 38H236V40L235 39H233L234 41H232V43H230V45H232V47H234L233 48V52H232V48H231V46H229L227 49L226 48H222L223 49V51H227L228 53H230V54H228L226 51L225 52H222V49H220V48H218V50H220L219 51V53H221V55H219V53L218 52H215V51H217L216 50V48H212V47H206V45H207V43H206V45H205V47L209 50L208 52L207 51H205L204 52V48L201 50V48H200V52H202V53H204L203 55H206L205 57H203V55H202V59L204 58V60L203 61H205V58L207 57L208 58V60H210V62L213 60V70H215V71H213L212 69H211V73L213 74V77L212 78H210V76H207L208 74L209 75H211V73H210V70H206V71H208L207 72V74H206V72H205V74L203 75L204 77H205V79H210V82L211 83H213V84H211L209 81H208V79L205 81V82H209L208 83V85H209V87H210V89H208L209 87L208 86H206L207 85V83L206 84H201V83H205L204 81H202V80H205L204 78L201 80L200 78H202V75L201 76H198L199 78H197V80H196V82L199 84V85H194V86H192V88L191 89H193L192 91H197V90H200V92L202 91V89L206 86V89L204 88L203 90L205 91L206 90V92H207V97H209V99H208V104H206V105H203V102L201 103V104H199V101L197 100V102L195 101V103H192V101H191V103L189 104V102H188V105H187V103H186V105H183V101H180L181 99H183V97L184 96H182V92H183V94L186 92L185 90H187V89H183V88H185V87H183V88H181V89H179V88H177V87H173L174 89H173V91H172V93H170V95H168V94H166V93H164V91L165 92H167L168 93V91L169 92H171L170 91V89H172V87L170 88V89H168V90H162V89H164V88H160L161 89V91H158V90H155V89H153V90H150L149 92H148V89H150V88H148V86L146 85V84H148V83H146L147 81L146 80H142V82H145L146 84H144V85H146V87L148 88V89H144L145 88V86L143 85V84H141L142 82H140V80H139V82H137L138 84L140 83L142 86H139L137 83V88H136V84H135V82H134V86H135V88H134V90H133V87L131 86V81H130V83H128V80H130V78L133 76V75H135V74H138V73H143V69H144V67H147V69H148V71L150 72V74H149V82H153V81H158V79L161 77V75H163V74H165L164 73V69H165V67L168 69V68H170L171 70H172V68H177L178 66L180 67V68H175V69H173L172 70V72H178V70L180 69H182L184 66H186L185 68H188V69H192V67H193V65H196V62H199V64H201V62H202V59L201 58H198V56L197 55H194V54H196L197 52H194L195 50H193V52H191L190 53V51H192V49H190V47H189V55L190 56H194V58H190L189 57V59L187 60H183L185 63H184V66H182L181 67V65L179 64L180 62L179 61H176L175 59V55H174V53H172V52H170V54H169V52H168V54H169V56L171 55V57L169 58V56H166L167 57V59L169 58L170 60H168L167 62H169L170 64H168L167 62H165L166 64H167V66L169 65H173L171 62L173 61V63L175 62V64L178 62V66L176 65H174L175 67H167L166 65H165V67H164V69L162 70L163 71V74H161L159 71L160 70H153L154 69V67H152L151 66V64L153 63V61L154 60H158L159 58H157V59H154L155 57H159V56H165V51H173L174 50V48L173 49H171L170 50V48L169 47H173V46H176V45H178L177 46V50L179 49L180 50V48H181V46L180 45H182L184 48H185V46H187V48H188V45L189 44H187L188 43V41H189V38H191L190 36H193L191 39H193V40H195V41H199V38H197L196 36H199ZM202 34V35H201ZM246 34V33H245ZM9 35V34H8ZM52 35V36H51ZM118 35V34H117ZM122 35H127L128 37H129V35H135V37H136V39H137V37H138V39L136 40V39H134V36L131 38V37H129V39L131 38V39H133V41L130 39V41H126V40H128V39H126V37L124 36V37H122ZM141 35V36H140ZM182 35H183V38H180V37H182ZM15 36H17V35H15L14 34V36H12V37H14L15 39H11V37H10V39H8L7 40V37L5 38L4 36V39L2 38V37H0V38H2V40H1V42L3 43V44H5L4 46L5 47H8V46H6L7 45V42H9L8 43V45H9V47H11V46H13V47H15L16 48V44H18L17 43V39H19L18 37L16 38ZM104 36H106V34H104ZM204 36V39L202 38ZM205 36H207V41H205L206 40V37ZM9 37V36H8ZM127 37V38H128ZM152 37V38H151ZM159 37V38H158ZM169 37H172V38H169ZM208 37L209 38H211V40L212 41H209L210 39H208ZM221 37V38H220ZM26 38V39H25ZM48 38V37H47ZM99 38V37H98ZM103 38V39H102ZM121 38H125L123 41L121 40ZM140 38V39H139ZM155 38V39H154ZM179 39V40H177V39ZM195 38V39H194ZM7 41H6V40ZM32 39V40H31ZM37 39V40H36ZM50 39H47L48 41H50ZM102 39V40H101ZM152 39V40H151ZM159 41H158V40ZM16 40V41H15ZM20 41H21V38L19 39ZM93 40V39H92ZM154 40V41H153ZM161 40V41H160ZM6 43H5V42ZM14 41L16 42V43H14ZM47 41V42H48ZM100 41V42H99ZM137 41V42H136ZM223 41V40H222ZM230 41V42H231ZM235 41H238V43L239 44H237L238 45V47H239V50L241 49V51H239V50H237V53L235 52L236 51V47H235V43H237V42H235ZM139 42V43H138ZM140 42H141V44H140ZM190 42V41H189ZM33 43V44H32ZM234 43V44H233ZM197 44V43H196ZM140 45V46H139ZM143 45V46H142ZM240 45H241V47H240ZM263 45V44H262ZM29 46V47H28ZM141 46L142 47H146L147 48V50H152V55L151 54H148L147 55V58L149 57V58H152V59H149V63H148V61L147 60H144V59H146L145 57H146V55H144L143 54V56H144V59H142V61H140L138 58H137V56L139 55V54H141L142 55V53L141 52H139L140 50H141ZM264 46V45H263ZM4 47V48H5ZM7 48V49H10V48ZM11 48L10 50H11V52L12 53H15V51H17L15 48ZM29 49H28V48ZM180 47V48H179ZM203 47V46H202ZM250 47V46H249ZM251 47H252V45H251ZM254 47V46H253ZM252 47V48H253ZM166 48H169V49H167L166 50ZM184 48H182V49H184ZM186 48V49H187ZM212 48V49H211ZM251 48V49H252ZM28 49V50H27ZM10 50H9V52L7 51L6 52V49H5V55H7L8 54V56H5L4 57V59L5 58H7V61H9V56H11L12 55V53L10 52ZM15 50V51H14ZM27 50V51H26ZM159 50H163V51H160V52H158ZM176 50V51H177ZM211 50H213L212 52H211ZM14 51V52H13ZM56 51V50H55ZM135 51H137V54H138V52H139V54L137 55L136 54V52ZM142 51V50H141ZM156 52V53H154V52ZM175 51V50H174ZM231 51V52H230ZM238 51H239V53L240 54H244L243 56L242 55H240L239 53H238ZM164 52V53H163ZM180 52H181V50H180ZM55 53V52H54ZM143 53H145V52H143ZM157 53H160V54H158L157 55ZM192 53H194L193 55H192ZM213 55V56H215V54L217 53V55L213 58V56L211 55V54ZM235 55H234V54ZM10 54V55H9ZM16 54V53H15ZM154 54V55H153ZM178 55H180L179 53H177ZM199 54V55H200ZM209 54V55H208ZM228 54V55H227ZM231 54H233L232 56H231ZM26 55V56H25ZM54 55V56H55ZM137 55V56H136ZM208 55V56H207ZM224 55V56H223ZM163 56V57H164ZM182 56V55H181ZM197 56V57H196ZM211 56V57H210ZM219 56V57H218ZM240 56V57H239ZM34 57H36V56H34ZM41 57V56H40ZM43 57V56H42ZM53 57V56H52ZM51 56L49 57H44V60H46L47 58V60L46 61H48L49 59L50 60H53L54 59V57L52 58ZM99 57V56H98ZM139 57V56H138ZM173 57V58H172ZM9 58V59H8ZM17 58H19V57H17ZM21 58V57H20ZM28 58H29V60H28ZM97 58V57H96ZM103 58H105V59H103ZM120 59V61H121V63H122V66H123V64H124V66H123V69L122 68H120V70L119 69H117L116 67L120 64V62H119V60H117V59ZM179 59H181L180 58V56L178 57ZM177 58V60H179ZM198 58V59H201L200 61H195L196 59ZM219 58H226L224 61H221L220 62V59ZM166 59V58H165ZM164 59V60H165ZM172 59H174V60H172ZM197 59V60H198ZM214 59L216 60L217 59V61L218 62H215L214 61ZM61 60V59H60ZM246 60V59H245ZM6 60L5 61H2L3 62V64H8V62H7ZM45 61V62H46ZM123 61V62H122ZM132 61H135V63H136V65H135V69L133 68V70L132 71H129V70H127L126 71V68H125V66L126 65H129V63H131ZM152 61V62H151ZM166 61V60H165ZM7 62V63H6ZM10 62V61H9ZM119 64H118V63ZM215 62V63H214ZM204 63V62H203ZM217 63V64H216ZM32 64H34V61L31 63V66H32ZM118 64V65H117ZM186 64V65H185ZM216 64V65H215ZM232 66H231V65ZM246 64V63H245ZM82 65L84 66V68L82 67ZM117 65V66H116ZM204 65V64H203ZM207 65H208V63H207ZM206 64L204 65V66H207ZM215 65V66H214ZM244 65V64H243ZM34 66V65H33ZM121 66V65H120ZM201 66H202V64H201ZM208 66H211L210 64L208 65ZM231 66V67H230ZM237 67L238 69L236 70V68H234V67ZM240 66V65H239ZM53 67V68H52ZM94 67V66H93ZM107 67H109L110 69H113V74H112V76L111 77H106L105 76V68H107ZM127 67H129V66H127ZM212 67V66H211ZM214 67H215V69H214ZM230 67V69L231 70H229L228 68ZM233 67V68H232ZM32 69L34 68V67H31ZM95 68V67H94ZM108 68V69H109ZM117 70H116V69ZM131 68V67H130ZM129 68V69H130ZM204 68H206V67H204ZM203 67H202V69H204ZM207 68H209L210 69V67H207ZM229 70H227V69ZM251 68V69H250ZM128 69V68H127ZM188 69H185V70H188ZM36 70V69H35ZM51 70V71H50ZM58 70V71H57ZM75 70V71H74ZM116 70V71H115ZM179 70V71H180ZM216 70H219V71H216ZM74 71V72H73ZM88 71V72H87ZM129 71V72H128ZM153 71V72H152ZM154 71H155V73H154ZM156 71H158L159 73H156ZM182 71V70H181ZM180 71V72H181ZM183 71H184V69H183ZM204 71H205V69H204ZM244 71V72H245ZM254 71V72H253ZM96 72V71H95ZM148 72V73H149ZM170 72V71H169ZM185 72L186 71H184L183 73H182V77H183V74L185 75ZM215 72H217V74L215 73ZM252 72H253V74H252ZM34 73V72H33ZM73 73V74H72ZM180 73V74H181ZM201 73V72H200ZM221 73V74H220ZM168 74V73H167ZM178 74V73H177ZM220 74V75H219ZM246 74V73H245ZM206 75V76H205ZM164 76V75H163ZM173 76H176V73H175V75H173ZM180 76V77H181ZM260 76V75H259ZM35 77H37V75H35ZM79 77H78V79H79ZM179 77V76H178ZM253 77V78H252ZM65 78V79H66ZM177 78V77H176ZM185 78V77H184ZM257 78L258 79H260L259 81L257 80ZM75 79H76V77H74V81H75ZM134 79V78H133ZM181 79V78H180ZM199 79V80H198ZM212 79V80H211ZM60 80V81H61ZM153 80V81H152ZM254 80V81H255ZM70 81H72V83L74 82L73 81V79L71 78L70 79ZM78 81H80V80H78ZM155 81V82H156ZM178 81H179V79H178ZM51 82V83H52ZM76 82V81H75ZM201 82V83H200ZM130 84V85H129ZM200 84H201V86L203 87H201V88H198V86L200 87ZM213 86V87H211V85ZM219 84V85H218ZM221 84V85H220ZM114 85H111V86H114ZM72 86H74V85H72ZM78 86V87H77ZM95 88H96V90H95ZM159 89V88H158ZM159 89V90H160ZM208 89V90H207ZM249 89V88H248ZM83 90H84V88H83ZM82 90V91H83ZM144 90V91H143ZM181 90H184V91H181ZM263 90H264V88H263ZM116 91H117V87H116ZM204 91H203V93H204ZM248 91V90H247ZM179 92H181V93H179ZM205 92V93H206ZM135 93H137V95L139 94V96H140V98L139 97H137V95H135ZM163 93H164V96L165 97H167V95L168 96H171L173 99L171 100V99H169L167 102H165V101H162V100H164L165 99V97L163 96ZM204 93V94H205ZM263 93H264V91H263ZM166 94V95H165ZM178 94H179V96L181 95V99L180 98H176L177 96H178ZM250 93H248V94H246V95H249ZM68 95V94H67ZM66 94H65V97L64 98H66V99H68L70 96L68 95L67 96ZM103 95V96H102ZM177 95V96H176ZM203 95V94H202ZM63 95H61L60 96V98L62 97ZM88 96V97H87ZM98 96L100 97H102V99L100 100V102H99V104H98V102H96L97 100L96 99H98L99 100V98H98ZM142 96V97H141ZM178 96V97H179ZM77 97V96H76ZM97 97V98H96ZM112 97V98H113ZM59 98V99H60ZM63 98V99H64ZM78 98V97H77ZM83 98V99H82ZM96 98V99H95ZM142 98V99H141ZM149 98H150V101H148L149 100ZM174 98L177 100V99H180V100H177V101H175L174 100ZM185 98V97H184ZM248 98H249V96H248ZM248 98H247V100H248ZM57 99V98H56ZM65 99V100H66ZM114 99V98H113ZM114 99V100H115ZM153 99V98H152ZM202 99V97L200 98V100ZM88 100H90L89 102H88ZM93 100V101H92ZM106 100H108V101H106ZM154 100V101H155ZM57 101V100H56ZM150 102V105L148 104V102ZM153 101V100H152ZM160 101H162L163 103L165 102V103H167V104H165V105H167L168 107L169 106H171L172 107V109H165V107H164V109L166 110V111H168L167 113H166V111L162 108V110L164 111H162L161 109H160V107L158 106V105H161V102ZM180 101V102H179ZM251 101H253L252 100V98L250 99V102ZM54 102H55V100H54ZM60 102V101H59ZM59 102H56V103H59ZM114 102V101H113ZM112 102V103H113ZM169 102V103H168ZM242 102H240V103H242ZM56 103H54V105H56ZM61 103V102H60ZM59 103V104H60ZM88 103H90V105L88 104ZM93 103V104H92ZM98 104V105H97ZM120 104V105H119ZM147 104V105H146ZM253 104V103H252ZM95 107H93V106ZM110 105V106H109ZM129 105H130V103H129ZM129 105L127 104L126 106H128V108H130L129 107ZM146 105V106H145ZM58 106V105H57ZM140 108H142V109H144L145 111H143L144 113L143 114H145V115H143L144 117L145 116H147L148 117V119H146L145 118V122H143V119L142 118H136L137 117V114H138V112H137V110H139V107ZM148 106H150V107H148ZM156 107V108H153V107ZM162 106V105H161ZM164 106V105H163ZM162 106V107H163ZM166 106V107H167ZM82 107H83V105H82ZM90 107H93V108H90ZM138 107V108H137ZM159 107V108H158ZM86 108H84L85 110H86ZM159 109V111H158V109ZM83 109V110H84ZM91 109V110H90ZM157 109V110H156ZM154 110H156V111H154ZM95 111V110H94ZM140 111H142V110H140ZM161 111L163 112L162 114H164V115H166V114H169L168 116H167V118H166V116H164L166 119H167V121H166V119L165 120H163V119H161V117H162V115L160 116V114H161ZM242 113H241V112ZM82 112V111H81ZM87 112V111H86ZM85 111L84 112H82V113H86ZM97 112V111H96ZM106 112V111H105ZM156 112H158V113H156ZM244 112H245V110H244ZM90 114V113H89ZM155 114H156V116H158L159 115V117H156L155 116ZM239 114H241L242 115V118H241V115H239ZM84 115V114H83ZM82 115V116H83ZM125 117H124V116ZM199 115H200V119H199ZM245 115V114H244ZM80 116H81V114H80ZM81 116V117H82ZM149 116H150V118H149ZM202 116V117H201ZM205 116V115H204ZM234 118L235 117V119H233L232 117ZM238 116V119H236V117ZM74 117H76V116H74ZM87 117V116H86ZM102 117V116H101ZM226 117H228V118H230L231 119V123H230V125L232 124V123H234V121H235V124H233V126L235 125V129H237V130H239L240 131V129H243V131L242 132H244L245 134V136H246V138L244 139V141L245 142H243L242 140H239V139H237L238 137H239V135H238V137H237V134L235 135L237 138H234V136H232L231 138H230V140H229V138L228 137H225L222 133V135H223V137L224 138H219V139H217V135H216V133L217 132H221V130L223 131V129L225 128H227V130L229 129V127H230V125H228L229 124V122H226L227 121V119H225ZM262 118L264 117V114L261 116ZM69 118V116L67 117H60L59 119H56L55 121H54V126H53V123H52V128L54 127V128H56L57 129V127L58 126H66V125H70V126H72V127H79V126H81V124L83 125V123L85 122V120L87 119V121H88V118H84V117H82V118H78V117H76V118H73V117H71L70 119H68ZM128 118V117H127ZM177 118H178V120H177ZM239 118H241V120L239 119ZM2 119V118H1ZM103 119V118H102ZM170 119V118H169ZM183 119V120H184ZM190 119V118H189ZM188 119V120H189ZM229 119V120H230ZM233 119V120H232ZM247 119V118H246ZM3 120V119H2ZM2 120H0V121H2ZM104 120H106V119H104ZM192 120V119H191ZM96 121V120H95ZM101 121V120H100ZM100 121H97V122H100ZM103 121V120H102ZM101 121V122H102ZM194 121V120H193ZM223 121H225V122H223ZM97 122H96V125H97ZM242 122H243V120H242ZM194 123H196V122H194ZM194 123H193V125L192 126H194ZM203 123V124H204ZM51 124V123H50ZM85 124V123H84ZM99 124V123H98ZM128 124V125H127ZM197 124V123H196ZM95 125V126H96ZM101 125V124H100ZM200 125V124H199ZM202 125V124H201ZM10 126V125H9ZM56 126V127H55ZM99 126V125H98ZM97 126V127H98ZM161 126V125H160ZM203 126H205V124L203 125ZM206 126L204 127L205 129H206ZM227 126V127H226ZM112 127V128H113ZM134 127H137V129L138 128H140V129H138V131L137 132H135L136 131V129L133 131V129H134ZM196 127V126H195ZM11 128V127H10ZM191 128V127H190ZM199 128V127H198ZM203 128V127H202ZM240 128V129H239ZM245 128V127H244ZM55 129V130H56ZM200 130H202L201 128H199ZM219 129V131H217ZM221 129V130H220ZM224 129V130H225ZM250 129V130H251ZM150 130V129H149ZM158 130V129H157ZM208 130V129H207ZM104 131H106L105 129H103L102 130V132H104ZM150 131H152L153 132V134L155 133L157 136H158V134H159V132L158 133H156L157 131L156 130H154L153 131V128H152V130H150ZM212 131V130H211ZM210 131V132H211ZM149 132V131H148ZM193 132H195V133H193ZM227 131H225V133H226ZM239 133V132H238ZM194 134H195V136H194ZM212 134V133H211ZM210 134V135H211ZM218 134V133H217ZM192 135V136H191ZM208 135V134H207ZM220 135V134H219ZM243 135V133H242V135H240V137L243 139L245 136ZM252 135H253V133H252ZM252 135H251V137H252ZM95 136V135H94ZM101 136V135H100ZM147 136V137H146ZM151 136L153 137V135L151 134ZM155 136V135H154ZM254 136V135H253ZM156 137V136H155ZM165 137V136H164ZM163 137V138H164ZM239 137V138H240ZM135 138V139H134ZM138 140H137V139ZM139 138H141V139H139ZM134 140V141H133ZM149 140V142H150V139H148ZM155 140V141H154ZM62 142V141H61ZM64 142V141H63ZM145 142H147V140L145 141ZM221 143H225V144H229V147L231 148V150L228 152H226V153H215L214 151H215V149L214 148H216V147H220V145H221ZM0 144L1 145H6L7 146V143H5V142H3V141H0ZM59 144H60V142H59ZM62 145H64V144H62ZM66 145V144H65ZM182 145H183V147H182ZM185 145V146H184ZM207 146L208 147H210V149H208L207 148ZM228 146V145H227ZM233 146V147H232ZM241 146V147H240ZM245 146H243V147H245ZM254 146V145H253ZM8 147V146H7ZM186 147V148H185ZM229 147H228V149H229ZM184 148V149H183ZM1 149V148H0ZM213 149H214V151H213ZM155 150V149H154ZM217 151V150H216ZM152 152H154V151H152ZM173 152V151H172ZM246 154V155H245ZM215 157V159L217 158L218 160H219V165H217L216 166V164H213V161H212V159ZM161 158L163 159V158H165V159H167L166 161V163L165 164H163L162 162H161ZM152 160H154V161H152ZM154 162V163H152V162ZM171 164H175L177 167H176V171L175 172H172L171 173V170H169L170 169V165ZM262 170H264V167H262ZM92 173V172H91ZM90 173V174H91ZM101 173V172H100ZM42 174H43V171H42ZM94 173H92L90 176H92ZM112 174H110L109 176H110V178L112 177L111 176ZM142 175V176H141ZM89 176V175H88ZM87 176V174L85 175V177L86 178H89ZM94 176V175H93ZM109 176H108V178H109ZM66 178V181L68 182V184H69V177H68V175L67 176H65ZM263 178V179H262ZM112 179V178H111ZM85 180V179H84ZM176 181V182H175ZM178 181H180V185H179V182ZM66 182V183H67ZM86 182V181H85ZM176 183V184H175ZM178 183V184H177ZM252 183V182H251ZM67 184V185H68ZM78 184H79V182H78ZM108 184L106 183L105 184V186H107ZM104 186V187H105ZM240 186H241V188L243 187V189H241L240 188ZM231 187H233V186H231ZM235 187V186H234ZM261 189H260V188ZM263 188V189H262ZM77 189H79L80 191H81V189L78 187ZM99 189H101V187L99 188ZM79 190H77V191H79ZM100 190H98L96 193L99 195V198L101 199V201L103 202V203H106V202H110V198H111V194H114V193H118V191H119V188H118V182L117 181H115V182H113V184L111 185V186H109L108 185V189H107V195L105 196V197H103L101 194H100V192H99ZM131 191H132V189H131ZM130 190H127V196L128 197H130V195H131V192ZM82 192V191H81ZM80 192V193H81ZM84 192V191H83ZM177 193H179V192H177ZM181 193V194H182ZM234 193L235 194V196L236 197H238V198H240V201L241 202H238V203H235L234 202V198L233 197H235V196H233L232 194ZM247 193H248V196H249V198H250V200H245V198H244V196L245 195H247ZM83 194V193H82ZM182 194V195H183ZM230 194V195H229ZM212 195H215L214 197H212ZM233 196V197H232ZM228 197V198H227ZM109 200V201H108ZM187 200V201H186ZM82 201H83V198H82ZM182 206V207H181ZM81 208H83V207H81ZM154 210H155V208H154ZM67 211H69L70 212V210H67ZM246 213H245V212ZM135 212H136V210H135ZM133 213L134 212H132V216L131 215H129L130 217V220L131 219H133L134 218V221L132 220V221H130L128 224H129V226H128V224L126 225V226H124L123 227V229L125 228V230L127 229V231H129V230H140L141 228L142 229H147V228H145L146 226H147V224L145 223V222H143L144 221V219H142V217L141 218H139V216H140V214H137L136 213V215H137V217H136V215L134 214L133 215ZM243 213V214H242ZM245 213V214H244ZM110 214H112V213H108L107 215H109L110 216ZM114 214V213H113ZM256 214H255V216H253V217H251L252 219L250 220V223H247L246 224V222H245V224L247 225V227H251V228H253L252 226V224H251V221L252 222H254L255 221V223L254 224H256L257 222H258V220H259V218H257L256 217ZM139 215V216H138ZM242 215H243V217H242ZM257 215H259V214H257ZM134 216V217H133ZM102 217V216H101ZM106 219V218H105ZM107 219H109V218H107ZM135 219H137V220H135ZM141 219L143 220V221H141ZM229 219H231L232 221H230ZM235 220V221H234ZM262 220V219H261ZM261 220H260V222H261ZM146 221V220H145ZM235 223H234V222ZM257 221V222H256ZM231 222H233V223H231ZM263 223V224H262ZM176 224V223H175ZM183 224H181V226H183ZM244 224V223H243ZM262 226H261V229H259L258 231H262V232H264V221L262 220V222L260 223ZM195 225L197 226V227H195ZM257 225V224H256ZM244 226V225H243ZM185 227V228H186ZM194 227L196 228V229H194ZM235 227V228H234ZM260 227V226H259ZM129 228V229H128ZM254 229H256V228H254ZM232 230V229H231ZM253 230V229H252ZM198 231V229L196 230V232ZM224 231H225V229H224ZM254 231V230H253ZM199 233H197V235L199 234ZM224 233V232H223ZM192 234H193V232H192ZM256 234V233H255ZM242 235V234H241ZM236 237V236H235ZM234 237V238H235ZM136 239H137V237H136ZM192 239V240H191ZM223 239H225L224 237H223ZM239 239H241L240 237H238V239H236V242L237 241H239ZM227 240V239H226ZM137 241V240H136ZM194 241H195V243H194ZM234 241H235V239H234ZM187 242L188 241H184V243H182L183 245H186L187 246ZM231 242V241H230ZM214 243V244H215ZM232 243V242H231ZM235 243V242H234ZM213 244V245H214ZM217 244V243H216ZM219 245L221 244V243H218ZM237 244L239 245V243L237 242ZM223 245H224V242H223ZM183 247H185V246H183ZM208 252H210V251H208ZM222 261V260H221Z\"/></svg>","mask_w":264,"mask_h":264}]
</instances>
